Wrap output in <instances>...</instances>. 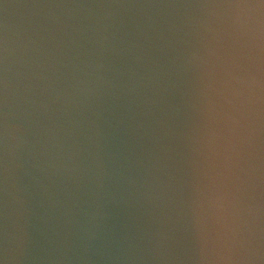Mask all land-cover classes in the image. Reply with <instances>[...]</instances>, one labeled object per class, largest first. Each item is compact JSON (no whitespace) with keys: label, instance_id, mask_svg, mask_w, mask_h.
I'll return each instance as SVG.
<instances>
[{"label":"clouds","instance_id":"9594fccd","mask_svg":"<svg viewBox=\"0 0 264 264\" xmlns=\"http://www.w3.org/2000/svg\"><path fill=\"white\" fill-rule=\"evenodd\" d=\"M0 264H264V0H0Z\"/></svg>","mask_w":264,"mask_h":264}]
</instances>
